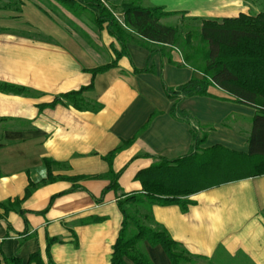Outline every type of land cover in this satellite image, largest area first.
<instances>
[{"label": "crops", "instance_id": "crops-1", "mask_svg": "<svg viewBox=\"0 0 264 264\" xmlns=\"http://www.w3.org/2000/svg\"><path fill=\"white\" fill-rule=\"evenodd\" d=\"M166 1L145 6L206 18L264 11V0ZM170 17L180 22L181 15ZM0 28V82L25 88L0 90V202L21 200L10 210L0 204V264L13 257L37 264L30 260L36 252L45 264H111L124 215L107 174H119L120 192L142 191L141 171L161 157L190 152L193 126L212 128L201 150L221 145L249 153L257 110L224 90L213 86L212 95L184 98L179 106L192 122L172 114L177 99L165 87L202 77L177 50H170L171 59L150 57L146 46L130 42L128 53L117 57L122 46L106 28L95 24L80 34L39 0H24L17 14L0 9ZM90 85L84 96L100 104L97 110L51 105ZM46 159L54 162L51 168ZM50 173L54 179L44 182ZM32 182L40 185L22 201ZM188 198L193 203L187 210L179 204L152 207L155 220L194 256L185 264H264V173ZM50 239L55 241L48 247ZM144 248L154 264H172L161 245L145 242Z\"/></svg>", "mask_w": 264, "mask_h": 264}, {"label": "trees", "instance_id": "trees-1", "mask_svg": "<svg viewBox=\"0 0 264 264\" xmlns=\"http://www.w3.org/2000/svg\"><path fill=\"white\" fill-rule=\"evenodd\" d=\"M75 11L93 13L95 24L106 28L122 46L117 57L128 53L127 44L138 42L146 46L150 57L156 53L168 56L178 49L183 62L202 77L194 75L177 88L165 87L167 94L177 101L172 114L192 122L190 114L181 109L180 102L190 96H209L211 87H218L236 101L254 107L257 111L252 120L249 137V153L230 150L221 145L201 150L208 130L193 126L194 142L188 154L176 159L161 157L150 168L138 174L144 181L140 192H120L118 177L110 170L109 188L118 192V204L124 215L119 237L114 244L111 264H154L147 254L144 243L161 245L172 264H185L194 257L168 230L157 222L152 214L155 204H179L187 210L193 203L188 197L195 191L227 181L264 173V11L256 14L241 13L237 17L206 18L188 16L186 12L166 11L162 6H145L142 0H59ZM97 10V12H93ZM181 15L177 25L162 23V19ZM1 29V28H0ZM166 47H170L167 51ZM115 62L93 69L94 74L103 72ZM144 68L141 71H148ZM93 85L58 96L51 105L63 103L79 110H97L100 104L90 102L84 92ZM0 90L24 92L25 88L0 82ZM128 144V143H127ZM121 149V148H119ZM106 158L111 161L116 152ZM54 162L46 159L51 168ZM54 177L50 173L48 180ZM40 184L30 183L25 200ZM21 200L0 202L6 209L17 208ZM50 239L48 247L54 242ZM31 261L45 264L39 252L32 254ZM9 264H21L17 257Z\"/></svg>", "mask_w": 264, "mask_h": 264}, {"label": "rangeland", "instance_id": "rangeland-1", "mask_svg": "<svg viewBox=\"0 0 264 264\" xmlns=\"http://www.w3.org/2000/svg\"><path fill=\"white\" fill-rule=\"evenodd\" d=\"M24 0H0V9L3 11H10L12 13L17 14L23 4ZM44 5V7L48 10L54 12L57 17L63 19L66 23L70 25V27L80 33L83 34L84 30H88L89 32L95 28V18L93 13L88 12V10H78L65 6L59 0H39ZM55 1H57V4ZM121 0H114L115 3H120ZM163 2H167L166 0H142L144 5H159ZM183 5V3L181 4ZM185 6V5H184ZM80 20L84 23L81 24ZM175 17H170L162 20V23L167 25H177V21ZM82 26V27H81ZM87 26V28H86ZM96 29V28H95ZM167 51H169L170 47H166ZM179 53L180 51L176 49ZM103 51V50H102ZM181 54V53H180ZM103 55L107 56L106 52H103ZM182 56V55H181ZM108 58V56H107Z\"/></svg>", "mask_w": 264, "mask_h": 264}]
</instances>
